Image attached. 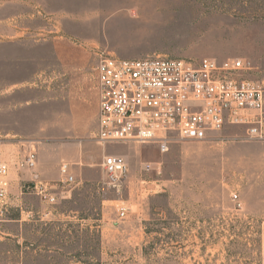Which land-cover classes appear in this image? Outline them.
Returning <instances> with one entry per match:
<instances>
[{
    "label": "rangeland",
    "instance_id": "obj_1",
    "mask_svg": "<svg viewBox=\"0 0 264 264\" xmlns=\"http://www.w3.org/2000/svg\"><path fill=\"white\" fill-rule=\"evenodd\" d=\"M59 42L82 47L93 73L101 56L156 51L194 63L242 59L245 76L261 81L264 0H0V160L12 167L0 264H264V141L230 127L210 140L174 138L165 153L156 144L103 145L92 107L90 123L71 132ZM82 142L100 165L71 159ZM96 142L103 157L126 158L120 186L109 184ZM30 144L54 204L20 195L34 175L17 166ZM63 162L76 168L71 184L61 182ZM144 162L160 173L142 172ZM21 207L34 217L23 220Z\"/></svg>",
    "mask_w": 264,
    "mask_h": 264
},
{
    "label": "built area",
    "instance_id": "obj_2",
    "mask_svg": "<svg viewBox=\"0 0 264 264\" xmlns=\"http://www.w3.org/2000/svg\"><path fill=\"white\" fill-rule=\"evenodd\" d=\"M250 69L242 59L219 62L203 58L194 63L168 56L134 60L101 56L96 66L99 110L94 138L103 145L156 144L161 153L169 151L174 138L210 140L230 127L244 128L247 140L264 141V79L246 77ZM37 165V149L30 144L17 166L33 172ZM71 166L61 164V182L75 181ZM102 167L113 186H120L129 172L128 162L120 154L105 155ZM151 170L160 173L152 162L142 163V172ZM33 173L20 195L35 194L54 204L57 196L53 185ZM11 174V165L0 160V216L11 203L7 181ZM127 210L124 205L118 207L121 218ZM20 213L23 220L35 215L33 210L22 207Z\"/></svg>",
    "mask_w": 264,
    "mask_h": 264
},
{
    "label": "crops",
    "instance_id": "obj_3",
    "mask_svg": "<svg viewBox=\"0 0 264 264\" xmlns=\"http://www.w3.org/2000/svg\"><path fill=\"white\" fill-rule=\"evenodd\" d=\"M61 45L55 43L56 53L60 60V64L63 68L64 73L70 79V92L68 95V103L70 107V118L72 121L71 132H82L80 128H83V125L86 123L85 118L88 119V124L90 123L88 111L89 108H93L96 115V129H97V115L99 110V96L97 90V71L96 67L94 68V73L91 72V66L88 61L87 55L83 51L82 47L69 46L68 50L65 51L63 42H59ZM148 54H155L157 56H166L161 52H147ZM123 58L117 54H111ZM129 57V56H126ZM128 59V58H123ZM178 59V58H175ZM97 66V65H96ZM86 70V71H85ZM98 142V141H97ZM96 145L97 150V160L103 157V149L101 146ZM100 143V142H98ZM90 145L88 142L81 143V153L76 154L71 159H85L84 167L88 165H100V162L96 161L93 163L88 162ZM105 157V156H104ZM103 157V159H104ZM64 163V162H63ZM70 163V162H69ZM83 163V162H82ZM62 164V163H61ZM60 164V166H61ZM71 164V163H70ZM72 165V164H71ZM56 164H54V167ZM102 166V164H101ZM72 173L76 170L73 165L71 166Z\"/></svg>",
    "mask_w": 264,
    "mask_h": 264
}]
</instances>
